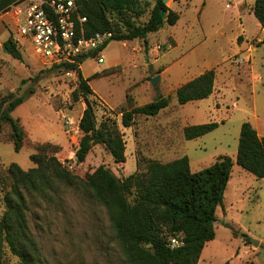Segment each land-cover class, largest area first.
Segmentation results:
<instances>
[{"label": "rangeland", "instance_id": "obj_1", "mask_svg": "<svg viewBox=\"0 0 264 264\" xmlns=\"http://www.w3.org/2000/svg\"><path fill=\"white\" fill-rule=\"evenodd\" d=\"M254 1L179 0L175 4L179 22L149 34L148 44L141 39L112 40L103 50L104 63L97 57L82 63L94 91L88 99L97 118H117L125 133V163H116L104 144L94 146L84 162L78 161L79 122L87 104L83 97L74 101L76 71L46 66L31 48L21 50L20 60L1 46L0 97L20 96L30 89L35 93L14 111L26 133L22 150L17 151L10 140V125L0 120V169L12 162L24 170L36 167L31 154L38 144L50 141L63 143L58 144L59 161L84 179L100 165L125 178L137 170L143 157L169 162L187 155L193 171L223 155L236 161L244 121L253 123L264 136V32L252 10ZM7 31L9 35L16 32L13 24ZM165 67V74H158ZM213 68L214 93L180 104L176 89ZM157 74L160 78L153 84ZM128 94L140 106L160 95H171L172 100L158 115L138 114L132 127H124L117 111L129 105ZM214 121L220 125L212 132L195 139L185 137V127ZM4 188L0 189V217L6 210ZM217 217L216 237L207 243L198 264H264V178L235 162L224 208L219 207ZM29 223L44 264H127L107 209L83 189L31 205ZM6 260L17 262L10 251Z\"/></svg>", "mask_w": 264, "mask_h": 264}, {"label": "trees", "instance_id": "obj_2", "mask_svg": "<svg viewBox=\"0 0 264 264\" xmlns=\"http://www.w3.org/2000/svg\"><path fill=\"white\" fill-rule=\"evenodd\" d=\"M177 1V0H175ZM252 10L264 26V0H255ZM163 11H167L164 18ZM87 15L86 34L113 31L112 40L141 39L148 44V36L166 24L176 25L181 15L164 0H89L84 4ZM149 14L145 21L142 17ZM110 15H113L110 16ZM5 47L15 58L22 60L21 50L11 37ZM92 55L78 58L81 64ZM75 70L78 86L74 101L94 95L90 78L84 76L77 63L55 65ZM99 75L98 73L95 75ZM216 70L209 69L176 89L180 104L211 96L215 90ZM17 96L11 93L0 97V120L11 128V141L17 151L22 150L25 129L14 111L31 94ZM171 95H160L155 100L137 105L127 95V106L120 111L124 127H132L138 114L156 116L171 103ZM116 113V110H113ZM219 122L189 125L184 134L195 139L212 132ZM82 136L76 156L84 162L94 146L104 144L116 163L127 161L125 133L117 118L107 116L99 121L92 109L85 108L79 122ZM61 146L53 142L37 145L31 160L37 165L24 170L12 162L0 169V189L4 187L6 210L0 217V264L7 251L17 258L14 264H44L45 257L29 223L31 205L55 201L72 189H83L103 205L111 220L115 237L127 264H198L207 243L216 237L217 211L224 208L225 193L237 162L258 178H264V136L250 121H244L236 161L229 155L220 156L212 165L193 171L190 158L184 155L169 162L141 158L137 170L125 178L118 177L105 165H100L87 177L74 175L58 159ZM174 238L182 241L172 247Z\"/></svg>", "mask_w": 264, "mask_h": 264}, {"label": "built area", "instance_id": "obj_3", "mask_svg": "<svg viewBox=\"0 0 264 264\" xmlns=\"http://www.w3.org/2000/svg\"><path fill=\"white\" fill-rule=\"evenodd\" d=\"M87 1H19L8 11L10 24L16 30L11 34L13 43L20 50L31 48L46 66L77 63L80 67L78 58L92 54L98 58L99 63H104L102 47L113 38L114 32L109 30L86 34L88 17L84 14V4ZM227 7L231 8V5ZM240 61L245 63V58ZM67 71L71 73L75 70ZM181 244L178 238L171 242L172 247Z\"/></svg>", "mask_w": 264, "mask_h": 264}, {"label": "crops", "instance_id": "obj_4", "mask_svg": "<svg viewBox=\"0 0 264 264\" xmlns=\"http://www.w3.org/2000/svg\"><path fill=\"white\" fill-rule=\"evenodd\" d=\"M19 1H21V0H0V47L1 46H5V42L11 37V35H9L8 34V31H7V27L10 25L11 26V24H10V16H9V13H8V11H9V9H11L16 3H18ZM176 2H179V0H177V1H175V0H173V2L172 3H168V5L172 8V9H174V10H176V11H178L179 13H180V11L176 8V6H175V4H176ZM181 15V14H180ZM180 19H181V17H180ZM179 19V20H180ZM179 22V21H178ZM177 22V23H178ZM167 25V24H166ZM259 25H260V27H261V29H262V31L264 32V26H262L261 25V23L259 22ZM263 40H264V36H263ZM148 41H149V36H148ZM81 69H82V64H81ZM167 67H165V69L161 72V73H158V74H160V75H163V74H165V72L167 71ZM83 71V70H82ZM84 74V73H83ZM157 74V75H158ZM84 76H85V74H84ZM156 76V75H155ZM86 77V76H85ZM262 80V79H261ZM261 80L260 81H258V82H261ZM256 82H254L253 83V86H254V84H255ZM214 93V92H213ZM14 114V113H13ZM17 118V117H16ZM256 128H258V127H256ZM258 130V129H257ZM259 132V131H258ZM260 134V133H259ZM261 135V134H260ZM261 136H263V135H261ZM50 142H53V141H50ZM53 143H55V144H61V145H63V143H61V142H53ZM260 243V242H259ZM259 245V244H258Z\"/></svg>", "mask_w": 264, "mask_h": 264}, {"label": "water", "instance_id": "obj_5", "mask_svg": "<svg viewBox=\"0 0 264 264\" xmlns=\"http://www.w3.org/2000/svg\"><path fill=\"white\" fill-rule=\"evenodd\" d=\"M168 1H169V0H164L165 3H168ZM163 16H164V18H167V11H163ZM7 51H8V49H7ZM8 52H9V51H8ZM159 78H160L159 75L154 76V77L151 79L152 83H153V84H157ZM85 102H86V104H87V108L93 110L92 104H91V102H90V100H89L88 98L85 99ZM254 244H255V245H258V244H259V241H258V240H255V241H254Z\"/></svg>", "mask_w": 264, "mask_h": 264}]
</instances>
